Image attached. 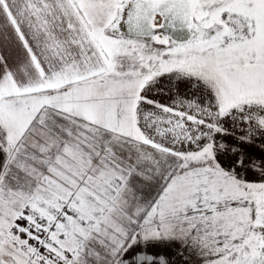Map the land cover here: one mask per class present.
<instances>
[{
	"label": "snow or ice",
	"instance_id": "1",
	"mask_svg": "<svg viewBox=\"0 0 264 264\" xmlns=\"http://www.w3.org/2000/svg\"><path fill=\"white\" fill-rule=\"evenodd\" d=\"M194 260L264 264V0H0V264Z\"/></svg>",
	"mask_w": 264,
	"mask_h": 264
},
{
	"label": "crops",
	"instance_id": "2",
	"mask_svg": "<svg viewBox=\"0 0 264 264\" xmlns=\"http://www.w3.org/2000/svg\"><path fill=\"white\" fill-rule=\"evenodd\" d=\"M16 45H17V42L13 41V43H12L11 46H12L13 48H15ZM2 51L4 52V54H8V48H4V49H2ZM193 264H195V260L193 261Z\"/></svg>",
	"mask_w": 264,
	"mask_h": 264
}]
</instances>
